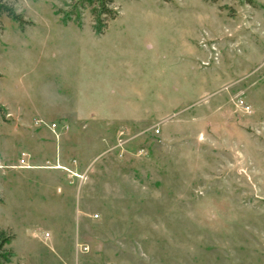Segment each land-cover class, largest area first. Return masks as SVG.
<instances>
[{"label":"rangeland","instance_id":"374dc122","mask_svg":"<svg viewBox=\"0 0 264 264\" xmlns=\"http://www.w3.org/2000/svg\"><path fill=\"white\" fill-rule=\"evenodd\" d=\"M5 1L8 264H264V0Z\"/></svg>","mask_w":264,"mask_h":264},{"label":"trees","instance_id":"16d2710c","mask_svg":"<svg viewBox=\"0 0 264 264\" xmlns=\"http://www.w3.org/2000/svg\"><path fill=\"white\" fill-rule=\"evenodd\" d=\"M113 2L114 0H79L73 7L82 10L89 9L90 14L95 20L99 21L98 26L92 27L93 33L95 36H101L107 29V22L116 19L118 15L113 7ZM3 15L19 23L21 27L25 24L20 15L15 13L14 9L5 0H0V16ZM64 17L66 21L71 20L67 14ZM102 19H104V22ZM78 28H80V25ZM12 239L13 235L0 229V264H8L14 256L12 250L7 247Z\"/></svg>","mask_w":264,"mask_h":264},{"label":"crops","instance_id":"0c3cea01","mask_svg":"<svg viewBox=\"0 0 264 264\" xmlns=\"http://www.w3.org/2000/svg\"><path fill=\"white\" fill-rule=\"evenodd\" d=\"M185 98H187V97H185ZM181 100L182 99H180L179 101L175 100V101H170V102H173V103L178 102L179 103ZM160 111L161 112L163 111L162 113H164L165 110H164V108L162 110H158L157 114H160L161 113ZM61 114H64V115L65 114L66 115L67 114L68 115L71 114V115L75 116L78 120L86 119L88 116H102L103 115V116H106V117H112V116L113 117H117L116 115H112V113H98V111H95V110H92V109L91 110H82V109H79V107H76V108H73V109H70V110H67V111H63V112H61ZM147 114H150V112H148ZM134 115H136V116L137 115L145 116L146 114H145V112H139V113L129 112L128 113V116H134ZM15 129H16V131H17V129L24 131L25 132L24 133L25 137H27L29 135V133H31V131H32L31 128H15ZM32 135H33V137H32L33 140H35V139H37V137H39L35 132H34V134H30V136H32ZM30 136H28V137H30ZM24 154H25V157H28L29 156L26 153H24ZM57 259H58V261L59 260L60 261L65 260L64 257L58 256V255H57Z\"/></svg>","mask_w":264,"mask_h":264},{"label":"built area","instance_id":"2783aa9c","mask_svg":"<svg viewBox=\"0 0 264 264\" xmlns=\"http://www.w3.org/2000/svg\"><path fill=\"white\" fill-rule=\"evenodd\" d=\"M240 105H242V103H241ZM245 108H246V107H245ZM156 133H158V131H157ZM22 157H23V158H21V159L19 160V163H20L21 167H25V160H24L25 154H22ZM94 217L96 218V216H94ZM46 237H48V236H46Z\"/></svg>","mask_w":264,"mask_h":264}]
</instances>
